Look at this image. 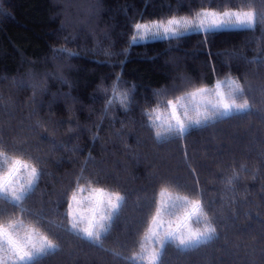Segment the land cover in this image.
Instances as JSON below:
<instances>
[{"label":"trees","instance_id":"obj_1","mask_svg":"<svg viewBox=\"0 0 264 264\" xmlns=\"http://www.w3.org/2000/svg\"><path fill=\"white\" fill-rule=\"evenodd\" d=\"M205 8L264 14V0H0V149L8 157L27 152L45 173L22 205L26 213L0 200V222L43 217L37 227L58 249L40 264L143 256L141 243L153 246L145 216L162 186L202 199L218 239L187 252L169 245L160 264H264V24L132 42L135 22ZM225 79L244 87L249 113L157 141L155 130L165 129L145 112L164 116L167 100ZM82 167L85 189L92 180L127 197L99 244L66 231L60 194Z\"/></svg>","mask_w":264,"mask_h":264},{"label":"snow or ice","instance_id":"obj_2","mask_svg":"<svg viewBox=\"0 0 264 264\" xmlns=\"http://www.w3.org/2000/svg\"><path fill=\"white\" fill-rule=\"evenodd\" d=\"M195 15L199 18L198 23L172 17L167 19L166 23L153 21L151 26L147 23L135 22L134 29L142 33L140 39H144L149 34L152 36L162 34L167 39L169 34L173 38L182 37L189 28H193L197 34L203 31L210 36L230 26L252 29L258 23L264 24V14H257L253 10L224 11L222 16L215 11L204 10L196 12ZM136 39V36H132L133 43ZM244 97L245 89L240 83L233 79H225L217 80L212 89L199 87L185 96L176 97L175 101L169 99L167 106L171 110L170 122L163 134L157 128L155 137L161 143L172 136L182 140L191 131L207 126L209 121L214 122L217 117L225 119L234 115H245L250 112L251 106ZM108 103H111V100ZM125 110H127L126 106ZM180 110H183V116ZM145 115L153 124L160 119V116L156 115L153 120L148 112H145ZM184 155L187 160L186 151ZM0 158H4L7 166L5 171L0 172V200L19 209L21 213H26L27 209L22 205L35 193L42 175L45 174L41 167L43 162L29 156L27 152L8 157L2 149H0ZM188 167L195 184L198 185L196 170L191 164ZM84 171L82 167L69 189L60 194L61 200L67 205L63 217L68 225L66 231L89 243L99 244L102 236L108 234L119 219L127 197L120 191H106L101 187H92V180L87 181L89 195L81 196L80 193L86 190L85 185L81 183L85 179ZM93 180L98 184L103 182V178L95 174ZM172 183L178 190H188L186 185L178 181ZM228 183L231 184L232 181L229 180ZM188 191L197 195L195 187ZM199 195L203 194L199 193ZM147 212L151 215L145 216L147 229L144 238L153 246L148 247L141 243L140 247L144 255L128 258V264H137L138 259L146 261L147 264H160L163 252L169 245H174L181 252H187L218 239L216 227L209 219L202 199H193L178 193L174 195L169 187L162 186L158 193L153 194ZM43 223V217H36L34 224L31 222L25 224L21 219L0 222V264H40L44 257L55 253L58 245L37 227V225L42 226Z\"/></svg>","mask_w":264,"mask_h":264},{"label":"rangeland","instance_id":"obj_3","mask_svg":"<svg viewBox=\"0 0 264 264\" xmlns=\"http://www.w3.org/2000/svg\"><path fill=\"white\" fill-rule=\"evenodd\" d=\"M204 10H209V11H215V12H217L218 14H220L221 16H222V13L224 12V11H230V12H237V11H239V12H246V11H249V10H237V9H226V10H223V11H217V10H214V9H211V8H205V9H201L200 11H204ZM199 11V12H200ZM173 17H176L177 19H180V18H184V19H186V20H192V21H194V23H198V20H199V18L198 17H196V15L195 14H193V15H190V16H185V15H178V16H173ZM170 18H172V17H170ZM170 18H168V19H170ZM153 21H155L156 23H160V22H164V23H166L167 22V19L166 20H163V21H156V20H152V21H147V22H140V23H147V24H149L150 26H151V24L153 23ZM235 28H238V27H228V28H225V29H235ZM192 31H194V29L193 28H189L188 29V31L187 32H192ZM187 32H185V33H187ZM142 35V33L141 32H137L136 30H135V36L137 37V39L136 40H151V39H159V38H164L163 37V35L161 34L160 36H152V35H147V36H145L144 37V39H140V36ZM169 36H171L170 34H169ZM168 36V37H169ZM215 86V85H214ZM212 88H214V87H212ZM212 88H210V89H212ZM209 99H214V97H209ZM197 100H199V97L197 98ZM185 103H186V101H184ZM168 112H164L163 114H164V116H160V119L158 120V121H155V122H158L159 124L162 122V124H160L159 126H161L160 128L162 129V130H164V129H166L167 128V126H168V123L170 122V108L167 110ZM180 114H181V116H183V110H180ZM190 114H192V113H190ZM167 115V116H166ZM153 119H155V116L153 117ZM161 121V122H160ZM172 123H174V121H171ZM6 164L4 163V159H0V172H3V171H5L6 170ZM22 182V181H21ZM89 191H90V189H86L84 192H82V193H80V195L81 196H88L89 195ZM175 195V194H174ZM85 204H87V202H85ZM179 215V214H178ZM172 219H175V218H172ZM202 226V225H201ZM173 227H175V224H173ZM149 245V244H148ZM140 255H141V253H140ZM144 263H146V261H144ZM147 264V263H146Z\"/></svg>","mask_w":264,"mask_h":264}]
</instances>
